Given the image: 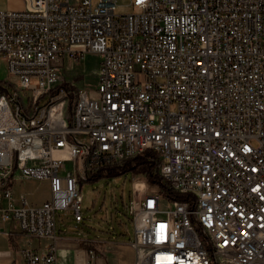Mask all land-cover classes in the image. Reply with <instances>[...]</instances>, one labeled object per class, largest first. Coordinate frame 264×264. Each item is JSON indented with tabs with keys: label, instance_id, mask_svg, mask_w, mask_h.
Segmentation results:
<instances>
[{
	"label": "built area",
	"instance_id": "2783aa9c",
	"mask_svg": "<svg viewBox=\"0 0 264 264\" xmlns=\"http://www.w3.org/2000/svg\"><path fill=\"white\" fill-rule=\"evenodd\" d=\"M22 1L0 11V199L16 174L50 192L0 208L23 263L56 264L30 241L56 239L57 212L83 221L79 183L143 157L158 182L132 176L134 264H264V0ZM86 54L93 93L60 78Z\"/></svg>",
	"mask_w": 264,
	"mask_h": 264
},
{
	"label": "rangeland",
	"instance_id": "374dc122",
	"mask_svg": "<svg viewBox=\"0 0 264 264\" xmlns=\"http://www.w3.org/2000/svg\"><path fill=\"white\" fill-rule=\"evenodd\" d=\"M114 15L124 16L132 14V8L128 1L119 0L116 3ZM3 62V61H2ZM99 57L95 54H86L82 60L76 62L64 61L60 78L65 81H74L82 90L93 93L96 90V71ZM3 65L0 61V86L6 82H13L3 73ZM29 97V94H26ZM42 103V102H41ZM135 161L126 163L119 171L107 172L99 177L91 178L87 182L79 183V193L82 197L81 216L83 221L76 224L70 212L60 211L55 215L56 233L76 235L78 232H92L97 229L117 228L119 222L125 224V232L133 238V224L130 214V192L134 171L130 170ZM124 166V165H123ZM66 168L71 170L70 163ZM15 194L25 193L29 203H37L45 199L49 194V183L43 181L24 180L18 182L14 188Z\"/></svg>",
	"mask_w": 264,
	"mask_h": 264
},
{
	"label": "crops",
	"instance_id": "0c3cea01",
	"mask_svg": "<svg viewBox=\"0 0 264 264\" xmlns=\"http://www.w3.org/2000/svg\"><path fill=\"white\" fill-rule=\"evenodd\" d=\"M24 9L22 0H0V11H20ZM3 73L6 75L4 62ZM67 61V60H65ZM10 181L7 185L12 194L11 204L14 207L22 205L23 200L28 206L38 207L48 201V196L37 203H29L25 193L15 194L14 188L23 179ZM34 181V180H33ZM48 183L47 181H43ZM8 201L0 199V208L6 209ZM118 227L97 229L92 232L81 231L76 235L56 233V239L30 241V246L39 253L50 245L56 249V264H134L135 252L130 246L133 238L125 232V224L119 222ZM27 246V240L20 235L18 224L11 219L2 220L0 217V264H24L20 257V250Z\"/></svg>",
	"mask_w": 264,
	"mask_h": 264
},
{
	"label": "trees",
	"instance_id": "16d2710c",
	"mask_svg": "<svg viewBox=\"0 0 264 264\" xmlns=\"http://www.w3.org/2000/svg\"><path fill=\"white\" fill-rule=\"evenodd\" d=\"M133 166H130V170L134 171V173H144L148 177L151 183H157L158 178L156 175L152 174V166L148 164L145 158L140 157L134 160ZM174 200L183 201L185 198L183 196H174Z\"/></svg>",
	"mask_w": 264,
	"mask_h": 264
},
{
	"label": "bare ground",
	"instance_id": "6f19581e",
	"mask_svg": "<svg viewBox=\"0 0 264 264\" xmlns=\"http://www.w3.org/2000/svg\"><path fill=\"white\" fill-rule=\"evenodd\" d=\"M54 156H55V157H63V158H64V157H67L66 154H64V153H57V152L54 153Z\"/></svg>",
	"mask_w": 264,
	"mask_h": 264
}]
</instances>
